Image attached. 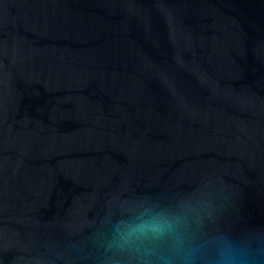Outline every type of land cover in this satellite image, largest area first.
I'll list each match as a JSON object with an SVG mask.
<instances>
[{
  "label": "water",
  "instance_id": "obj_1",
  "mask_svg": "<svg viewBox=\"0 0 264 264\" xmlns=\"http://www.w3.org/2000/svg\"><path fill=\"white\" fill-rule=\"evenodd\" d=\"M144 209L264 264V0H0V264H138Z\"/></svg>",
  "mask_w": 264,
  "mask_h": 264
},
{
  "label": "clouds",
  "instance_id": "obj_2",
  "mask_svg": "<svg viewBox=\"0 0 264 264\" xmlns=\"http://www.w3.org/2000/svg\"><path fill=\"white\" fill-rule=\"evenodd\" d=\"M113 244L121 251L134 254L138 264H196L199 249L185 244L178 226L162 212L153 209L138 211L135 215L113 226ZM166 241V252L158 250L160 242ZM253 255L232 244L221 245L209 264H252Z\"/></svg>",
  "mask_w": 264,
  "mask_h": 264
}]
</instances>
